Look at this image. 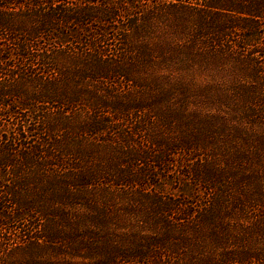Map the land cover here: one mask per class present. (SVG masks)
I'll list each match as a JSON object with an SVG mask.
<instances>
[{
	"label": "trees",
	"instance_id": "obj_1",
	"mask_svg": "<svg viewBox=\"0 0 264 264\" xmlns=\"http://www.w3.org/2000/svg\"><path fill=\"white\" fill-rule=\"evenodd\" d=\"M137 49L196 53L207 59L206 64L216 61L241 69L249 80L244 86L250 121L243 119L246 115L237 120L253 131L240 133L233 153L217 148L207 159H196L194 171L187 169L194 181L178 179V190L184 187L183 196L177 194L181 198L146 193L151 204L140 211L129 206L110 211L98 197L84 198L80 209L63 214L55 196L54 211L40 215V209L28 206L30 183L23 168L40 176L54 169L51 183L63 186L58 197L77 188L98 190L92 187L105 182L83 166L88 155L73 162L67 149L59 150L49 133L57 127L49 117H70L91 92L84 83L126 78L130 66L124 64H130ZM70 63L74 64L66 67ZM32 66L43 70L32 73ZM0 69L5 70L0 83L26 76L48 83L38 91L42 100L33 98V104L44 106L56 97L53 90L72 78L81 88L61 94L66 97L61 104L69 108L53 112L30 106L34 114L42 110L43 119L33 129L44 128L33 143L32 129L22 115L10 126L9 135L0 138V167H11L14 176L10 181L0 178V264H264V0H0ZM4 89L0 88V108L9 117L19 114L11 109L13 102L4 99L18 96L16 91ZM96 120L84 123L93 137L104 134L108 124V119ZM256 123L260 130L252 126ZM121 130L115 126L112 132ZM255 133L263 144L253 152L243 144L254 142ZM175 142V147L154 153V161L146 149L135 148L121 162L147 164L140 175L148 185L146 178L153 180L154 168L169 171L174 160L168 157L191 145ZM127 147L122 145L123 152ZM201 183L209 193H198ZM3 239L7 241L2 244Z\"/></svg>",
	"mask_w": 264,
	"mask_h": 264
},
{
	"label": "rangeland",
	"instance_id": "obj_2",
	"mask_svg": "<svg viewBox=\"0 0 264 264\" xmlns=\"http://www.w3.org/2000/svg\"><path fill=\"white\" fill-rule=\"evenodd\" d=\"M55 56H58L56 60L61 63L59 53ZM130 58L132 60L130 64H124L130 66V70H126L129 74L126 78L116 77L111 80L101 79L99 83H84L89 85L91 92L86 99L79 101L76 108H73L74 112L68 114L70 117L63 118L59 114L49 117V122L57 127L55 132L49 133L53 141H58L59 150L67 149V153L75 157L73 162L88 155L83 166L95 172L102 181L107 183L102 182L99 188L92 187L98 190H90L91 186L77 188L75 191H68L69 195L62 193L58 197L63 186L51 183V179H56L52 178L50 173L54 169L48 168L46 169L48 172L40 176L39 174L29 175L33 170L23 168V173L28 175L27 182L30 183L26 186V196L30 201L28 206L40 209V215L44 216L54 211L55 199H59L61 203L57 209L69 213V211L80 209L79 204L84 198L95 200L98 197V200L104 202V206L110 211L126 210V206L139 211L146 210L151 204V199L146 196V193L172 199L181 198L177 194L183 196L184 187L181 184V192L178 190L180 185L178 179L180 178L181 183L185 179L194 181L191 176L193 174L187 175V169L194 171L195 166L199 165L201 156L206 157L212 151L217 152L215 151L217 148L224 153L229 150L226 154L230 151L233 153V149L241 142L240 133L253 131L247 124L242 126L237 120L238 117L241 118V115H246L243 119L250 121L248 102L245 97L247 89L244 86V84L249 85V80L243 75L241 69L226 67L216 61L211 63L212 65L206 64L207 59L202 55L173 49L152 53L145 49H137L136 54L133 52ZM72 64L74 63L67 64L66 67ZM42 70L41 66H32L31 69L35 74ZM23 71L31 72L24 67ZM57 73L60 74L58 71ZM4 74L5 70L0 69V76ZM26 77V80L10 79L0 83L1 87H5L4 91H16L14 93L18 96L10 95L4 99L9 103L13 102L11 109L19 113L9 117L6 109L0 108V124L2 125L0 138L9 135L10 126L15 123L18 115H22L27 118L26 124L32 129L29 133L32 140L29 143H33L36 136L43 135L44 128L41 131L33 129L38 128V121L43 119L40 116L42 110L34 114L30 106H42L38 102L33 104L32 99L42 100L38 91L43 88V85L48 86V83H44L43 79L39 80L38 77L35 81L31 77ZM127 78L132 81H128ZM77 85L76 79L72 78L62 87L57 86L53 90L56 97L45 103L42 106L43 110L57 112L60 111L59 108L66 107L61 104L66 98L61 94L70 88L81 89ZM235 90L237 98L233 97ZM87 119L88 121L108 119L104 134L97 137L90 136L93 134L84 126ZM115 126L125 130L120 140L115 135H119L122 130L112 132ZM252 126L261 129L259 123ZM241 127L245 129L240 131ZM54 133L57 134L55 135L57 138L53 136ZM255 135L252 137L254 142L244 141L243 144L253 152L257 150L255 148L263 144L258 134L255 133ZM177 139L181 140V143L189 142L192 148L176 151L174 156L170 155L168 158H173L174 162L169 165V171L161 172V168H154L153 180L146 178V181L150 182L148 185L144 184L140 175L142 172L140 168L147 164L141 166L142 164L139 163L135 166L128 160L121 162L123 156L133 152L135 148L143 151L146 149L151 155L150 159L154 161V153L162 152L167 146L175 147ZM249 144L252 145L248 146ZM122 145L128 146L124 152ZM131 147L133 150L130 149ZM223 152L220 153L222 161H224ZM214 160L217 163V158ZM153 161L148 164L152 166ZM122 164L124 167L121 166ZM11 171V167H0V178L2 179L4 175V178L10 181L14 177ZM72 175L73 173L65 178H71ZM124 175L127 176L125 179H123ZM126 179L134 180L136 183L124 184ZM204 186L203 183L199 185L198 193H209ZM50 193L54 196H50ZM55 196L57 198L53 200ZM73 202L76 205H73ZM64 207L67 209L65 210ZM6 241L3 239L2 244ZM18 256L21 255L17 254L15 257Z\"/></svg>",
	"mask_w": 264,
	"mask_h": 264
}]
</instances>
